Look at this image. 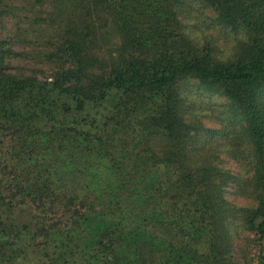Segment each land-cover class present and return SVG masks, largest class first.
<instances>
[{
  "label": "trees",
  "instance_id": "1",
  "mask_svg": "<svg viewBox=\"0 0 264 264\" xmlns=\"http://www.w3.org/2000/svg\"><path fill=\"white\" fill-rule=\"evenodd\" d=\"M20 1L33 48L0 35V264H264V0ZM189 81L226 99L220 126Z\"/></svg>",
  "mask_w": 264,
  "mask_h": 264
},
{
  "label": "rangeland",
  "instance_id": "2",
  "mask_svg": "<svg viewBox=\"0 0 264 264\" xmlns=\"http://www.w3.org/2000/svg\"><path fill=\"white\" fill-rule=\"evenodd\" d=\"M10 4L13 3V10L9 11L2 16L0 15V35H9L13 36L11 46L16 50H31L33 48V45L28 44L25 41L17 40L15 37V34L17 32V21L20 19L21 15L28 14V11L25 8H22V2L20 0H7ZM205 13L212 14V11L210 9H206ZM201 18H204L205 15H199ZM205 21V20H203ZM204 24V29L202 31L204 32H211L216 36L218 41H220L221 44H223V49L227 50L229 48L228 42L225 41L226 35L225 32L221 31L216 26H210L208 19H206ZM25 25V22H22V26ZM200 34V32H199ZM15 37V38H14ZM224 50V51H225ZM10 66L9 69H13L15 71H21L25 70L28 71L30 67H32L33 59L28 54H24L23 56H17L14 59L9 60ZM188 87L190 88V98H193L196 101V112L202 113L201 119L204 121V123L208 126L212 127H218L221 124L219 123V116L224 117L228 113L225 101L226 99L224 97H220L217 94H210L206 91H204L201 87H198L193 81L188 82ZM218 117V118H217ZM225 118V117H224ZM221 157L224 159H228V153L221 152ZM244 161V157H242L241 162ZM240 162L230 160L226 165L232 169L239 170L241 167ZM235 188H232L227 195L228 197L235 202L236 204L240 205H246L248 203L252 204L254 202L253 199H251L246 194H243L241 192H237L234 190ZM246 237V236H245ZM248 247V246H247ZM239 264L242 263V261L238 262Z\"/></svg>",
  "mask_w": 264,
  "mask_h": 264
},
{
  "label": "clouds",
  "instance_id": "3",
  "mask_svg": "<svg viewBox=\"0 0 264 264\" xmlns=\"http://www.w3.org/2000/svg\"><path fill=\"white\" fill-rule=\"evenodd\" d=\"M239 39H240V40H245V41H246V37H245L244 35H241V36L239 37Z\"/></svg>",
  "mask_w": 264,
  "mask_h": 264
}]
</instances>
